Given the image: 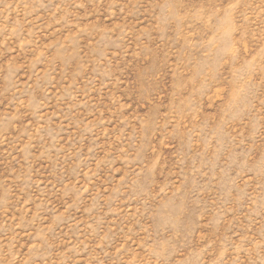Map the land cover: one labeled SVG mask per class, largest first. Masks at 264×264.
Wrapping results in <instances>:
<instances>
[{
  "label": "rangeland",
  "instance_id": "374dc122",
  "mask_svg": "<svg viewBox=\"0 0 264 264\" xmlns=\"http://www.w3.org/2000/svg\"><path fill=\"white\" fill-rule=\"evenodd\" d=\"M0 264H264V0H0Z\"/></svg>",
  "mask_w": 264,
  "mask_h": 264
}]
</instances>
